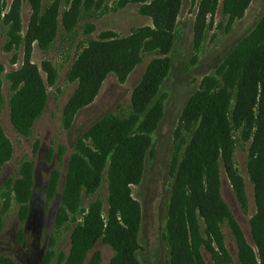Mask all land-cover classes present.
Instances as JSON below:
<instances>
[{"label":"trees","instance_id":"16d2710c","mask_svg":"<svg viewBox=\"0 0 264 264\" xmlns=\"http://www.w3.org/2000/svg\"><path fill=\"white\" fill-rule=\"evenodd\" d=\"M44 0H28L33 14L27 35H22L21 8L23 0H14L6 11L0 0V32L7 28L6 51L24 46L23 67L7 75L12 97L10 119L14 128L29 137L34 123L42 116L48 101V87L56 84L58 72L49 61L41 67L32 60L35 43L47 50L54 42L59 26L60 6L54 1L43 9ZM196 3L197 0H192ZM252 0H201L195 24V41L199 45L205 31L212 27L221 9L227 28L242 20ZM139 4L142 15L150 17L153 26L143 27L128 37L104 32L91 42L72 65L68 79L77 88L63 111L64 127H72L76 115L92 105L110 74L120 83L143 62L145 54L167 56L174 45L181 0H119V6ZM99 0H74L69 18L83 6L92 9ZM70 29V28H68ZM16 62H14L15 64ZM171 61L153 60L147 67L140 86L133 94V112L128 118L104 120L79 138L70 159L61 192V206L55 223L63 227L75 222L67 255L48 252L44 264H103V254L95 250L102 242L110 246L114 256L109 264H141L136 258L142 210L132 194V185L142 179L144 163L152 145L151 136L162 116L165 97L158 96L171 71ZM5 67L0 64V89ZM46 75V79L43 77ZM255 109H258L257 115ZM256 120L264 127V16L255 29L232 51L215 75L203 78L198 92L184 108L175 131L176 152L172 161V196L168 205L166 242L170 264H204L203 250L215 264H232L225 245L221 225L228 223L235 235L241 264H264V213L252 220L258 253L247 241L225 203L221 192V169L237 195L244 200L243 180L234 162L233 131L244 123ZM13 147L0 126V165L7 164ZM106 172L108 210L96 200L85 209L83 197L93 196L101 188ZM60 175H51L49 197L57 195ZM34 190V171L25 163L20 177L7 184L6 205L13 198L20 205V219L30 212ZM78 217L81 219L79 221ZM200 222L204 232L200 231ZM94 251V252H93ZM93 252V253H92ZM92 253V255H91ZM0 264H15L0 256Z\"/></svg>","mask_w":264,"mask_h":264},{"label":"rangeland","instance_id":"374dc122","mask_svg":"<svg viewBox=\"0 0 264 264\" xmlns=\"http://www.w3.org/2000/svg\"><path fill=\"white\" fill-rule=\"evenodd\" d=\"M4 1L8 11L14 0ZM54 1L60 6L56 38L47 50H42L35 43L31 60L38 67L44 61L51 62L58 72V79L54 86L48 87L46 109L34 123L29 137L18 133L11 123L9 103L12 90L7 79L8 74L23 67L25 49L21 46L7 52V28L4 27L0 32V64L5 67L0 89V126L13 147L11 160L0 165V256L11 258L15 264H44L45 256L50 251L55 252L57 257L69 253L70 236L76 223L71 221L58 227L55 219L61 206L60 196L77 141L85 132L104 120L128 118L133 112V94L140 86L148 65L153 60L167 57L172 64L171 71L156 97L166 98L163 116L151 136L152 145L145 159L142 179L131 188L133 197L142 210L136 258L141 264H170L165 236L173 185L171 168L177 147L175 131L180 116L187 103L198 92L203 78L215 75L236 46L258 25L264 16V0H252L244 18L236 21L230 29L227 28V18L220 9L214 25L206 29L199 45L195 41V24L201 0L196 3L181 0L171 52L167 56L145 54L142 64L136 67L125 83H120L115 74H110L95 102L76 115L69 129L64 127L63 111L73 96L77 83L69 81L68 73L81 52L91 42L98 41L104 32H114L124 38L140 28L152 27L153 22L150 17L141 14L139 4L130 3L120 7L119 0H99V4L92 9L80 6L70 16L69 27H65L64 16L71 11L74 0H44L43 9ZM32 14L28 0H23L21 19L24 37L28 33ZM43 77L46 79L44 73ZM257 111L255 109L256 115ZM233 136L234 162L243 180L245 197L242 201L237 197L227 175L221 169L222 197L247 244L258 253L252 220L261 212L264 213V127L260 130L256 120L244 123L234 129ZM25 163L33 166L34 190L29 215L22 221L20 205L12 198L7 207L4 194L8 192V182L20 177ZM54 172L60 175V185L57 195L51 198L48 187ZM96 200L103 202L106 214V172L98 193L83 197V208L87 209ZM78 219L81 220L79 217ZM199 226L203 233V223L200 222ZM221 229L231 263L241 264L238 245L230 225L224 223ZM96 250L102 252L103 264H109L114 256L113 249L99 242L94 251ZM203 258L204 264H215L206 250H203ZM56 263L57 259L52 264Z\"/></svg>","mask_w":264,"mask_h":264}]
</instances>
